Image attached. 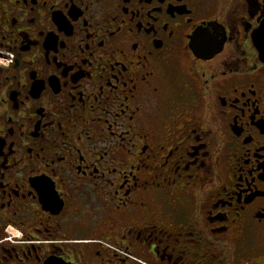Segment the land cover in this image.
I'll return each mask as SVG.
<instances>
[{
  "label": "flooded vegetation",
  "instance_id": "flooded-vegetation-1",
  "mask_svg": "<svg viewBox=\"0 0 264 264\" xmlns=\"http://www.w3.org/2000/svg\"><path fill=\"white\" fill-rule=\"evenodd\" d=\"M263 24L264 0H0V264H264Z\"/></svg>",
  "mask_w": 264,
  "mask_h": 264
},
{
  "label": "water",
  "instance_id": "water-1",
  "mask_svg": "<svg viewBox=\"0 0 264 264\" xmlns=\"http://www.w3.org/2000/svg\"><path fill=\"white\" fill-rule=\"evenodd\" d=\"M253 40L255 47L258 50L259 59L264 62V24L254 33ZM210 49H213L218 52L220 51V45L210 46Z\"/></svg>",
  "mask_w": 264,
  "mask_h": 264
},
{
  "label": "rangeland",
  "instance_id": "rangeland-1",
  "mask_svg": "<svg viewBox=\"0 0 264 264\" xmlns=\"http://www.w3.org/2000/svg\"><path fill=\"white\" fill-rule=\"evenodd\" d=\"M0 63H1V61H0Z\"/></svg>",
  "mask_w": 264,
  "mask_h": 264
}]
</instances>
